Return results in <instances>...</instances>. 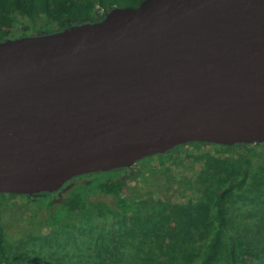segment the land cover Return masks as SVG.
Instances as JSON below:
<instances>
[{
	"label": "water",
	"instance_id": "water-1",
	"mask_svg": "<svg viewBox=\"0 0 264 264\" xmlns=\"http://www.w3.org/2000/svg\"><path fill=\"white\" fill-rule=\"evenodd\" d=\"M192 142H264V0H143L0 40V194Z\"/></svg>",
	"mask_w": 264,
	"mask_h": 264
},
{
	"label": "trees",
	"instance_id": "trees-1",
	"mask_svg": "<svg viewBox=\"0 0 264 264\" xmlns=\"http://www.w3.org/2000/svg\"><path fill=\"white\" fill-rule=\"evenodd\" d=\"M142 1L0 0V40L96 22L116 6L133 7ZM186 147L210 149L192 150L182 158L190 163L184 167L169 155ZM233 148L242 151L230 155ZM259 155L264 157V142H192L144 158L127 169L137 175L138 164L149 176L159 172L163 181L173 175L174 190L170 193L162 183L146 192L142 203L123 195V174L98 183L95 173L83 175L88 180L64 199L59 193L85 177H75L53 193H1L0 198L22 197L37 204L32 218H40L50 232L8 242L0 222V264H264V163L256 166ZM94 194H112L113 208L100 206ZM96 203L99 216L112 221L99 220L95 234L96 226L92 223L94 230L88 232L90 222H85L97 210ZM1 207L0 201V217ZM84 234L96 239L92 252L78 243Z\"/></svg>",
	"mask_w": 264,
	"mask_h": 264
},
{
	"label": "rangeland",
	"instance_id": "rangeland-1",
	"mask_svg": "<svg viewBox=\"0 0 264 264\" xmlns=\"http://www.w3.org/2000/svg\"><path fill=\"white\" fill-rule=\"evenodd\" d=\"M195 148V149H194ZM210 149L209 147H186V148H177L176 152H173L172 154L169 155V157L173 160H175V157L177 159L178 162H183V166L186 167L188 165H190L189 162H186L185 159L182 160V158H185L186 155L190 156V153L192 150L196 151V152H200L203 150H207ZM239 152L242 151V149H237V148H233L229 151L230 155H235V152ZM189 153V154H187ZM166 154V153H165ZM260 154V153H259ZM156 156V155H154ZM151 157V156H150ZM260 155L258 156L257 160L255 161L256 166H260L261 164L264 163V157ZM180 159V160H178ZM190 162H192L193 160H189ZM189 163V164H188ZM133 169H127L126 172L123 171H119L118 169L115 170H111V171H102V172H96L94 174V178H95V182L98 183V181H101L102 179H106L109 180L111 178H115L118 175H125L126 177V181H125V185L122 188V192L123 195L131 200H137L139 201V203H142L143 201H145L144 199L146 198L144 196V194L146 192H148L149 190H153L155 188H159L160 186H162V183H166V185H163L164 187H169L170 188V193L174 190V184L170 183L172 180H174L173 175L171 176H167L168 177V181H163V179L161 178V175L157 174H151L150 176L146 173V169L144 170V167L141 168L138 164L135 165L134 170H136L137 175H133L131 173ZM163 170H168V169H164ZM145 171V172H144ZM155 172V169L153 170ZM85 177V178H84ZM87 176H83L82 178L84 179H80L78 181H74L72 183H70V185H67L60 193L59 196L61 197V199H64L68 196H71V194L75 193L77 191L76 186L79 185L80 183L84 182V180H88L86 178ZM68 183V182H67ZM66 183V184H67ZM65 184V185H66ZM64 185V186H65ZM80 186V185H79ZM72 188H74L72 190ZM73 191V192H72ZM190 194V193H188ZM94 199L100 200L101 202H99V205L104 207L105 209H107L106 207H111L113 208L114 204H115V199L114 196L112 194H101V197H99L98 194H94L93 195ZM99 197V199H98ZM106 199H105V198ZM1 201V217H0V222L4 227V231H5V239L8 242L14 241L18 238L20 239H24L28 236H31L32 234L38 233L40 235H46L50 232V229H48L47 227H44L43 224L40 222V218H37L36 220L34 218H32V215L34 214V208H37V204H35L34 202L27 200L25 198L22 197H2L0 198ZM98 203H96V211L93 213V215L91 217H89V220L85 223L90 222L89 224H87L88 228L85 230H88V232H91L94 230L93 229V224L94 226H96L94 233L96 234L97 230V226L99 223V220L103 221V219L105 220V222L109 223L112 221L111 218H103L100 217L99 215H102L101 213L98 214ZM109 205V206H108ZM93 223V224H92ZM94 239L92 241L91 237H89L88 235H82L81 237L78 238V243L79 245H81L83 248L86 249V251H90L92 252V249H96V245L94 242ZM87 240V241H86ZM96 240V239H95ZM92 242V243H90ZM83 263V262H82Z\"/></svg>",
	"mask_w": 264,
	"mask_h": 264
}]
</instances>
